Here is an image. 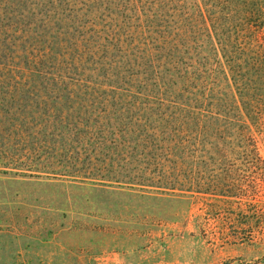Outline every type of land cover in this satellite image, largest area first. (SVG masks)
I'll list each match as a JSON object with an SVG mask.
<instances>
[{"label": "rangeland", "instance_id": "374dc122", "mask_svg": "<svg viewBox=\"0 0 264 264\" xmlns=\"http://www.w3.org/2000/svg\"><path fill=\"white\" fill-rule=\"evenodd\" d=\"M0 10V88L64 91L78 111L63 140L51 114L38 139L11 134L30 169L75 172H3L0 159V264H264V118L248 121L255 152L219 120L192 156L170 155L158 115L174 93L135 0Z\"/></svg>", "mask_w": 264, "mask_h": 264}, {"label": "trees", "instance_id": "16d2710c", "mask_svg": "<svg viewBox=\"0 0 264 264\" xmlns=\"http://www.w3.org/2000/svg\"><path fill=\"white\" fill-rule=\"evenodd\" d=\"M135 4L145 16L142 32L148 34L151 51L166 58L161 77L168 80L163 86L174 93L162 103L165 110L158 115L160 131L172 135L168 153L181 158L192 156L206 137L208 125L219 120L235 127L244 144L252 152L257 151L248 121L256 119L261 124L264 118V0H135ZM5 64L0 57V65ZM1 78L4 77L0 75ZM173 78L176 80L171 82ZM173 84L177 87L173 88ZM3 86L0 88L3 172L26 169L49 172L54 177L74 176L73 169H61L59 165L52 169L42 166L30 169L32 165L21 161L22 157L12 156L9 150L13 146L9 142L11 134L29 136L30 141L38 139V134L43 135L44 114L54 117L55 125L50 131L53 140H63L64 131L58 129L59 125L78 112L69 103L72 101L69 93L63 91L59 95L51 89L36 94L38 88L24 89L15 81L6 90ZM143 125L147 127L146 121Z\"/></svg>", "mask_w": 264, "mask_h": 264}]
</instances>
